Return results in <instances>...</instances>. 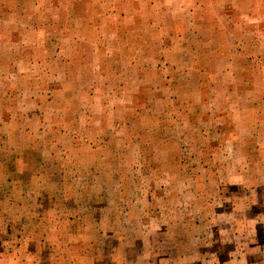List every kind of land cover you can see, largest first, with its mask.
<instances>
[{"label": "rangeland", "instance_id": "rangeland-1", "mask_svg": "<svg viewBox=\"0 0 264 264\" xmlns=\"http://www.w3.org/2000/svg\"><path fill=\"white\" fill-rule=\"evenodd\" d=\"M263 90L264 0H0V148L30 134L39 147L51 141L67 178L110 179L102 192L118 197L138 239L157 229V214L167 224L179 212L216 213L232 233L221 214L244 212L237 202L256 201L258 184L264 213ZM92 165L80 178L65 171ZM258 228L264 258V219ZM231 235L208 234L216 260L235 255ZM15 242L0 264L27 255Z\"/></svg>", "mask_w": 264, "mask_h": 264}, {"label": "crops", "instance_id": "crops-1", "mask_svg": "<svg viewBox=\"0 0 264 264\" xmlns=\"http://www.w3.org/2000/svg\"><path fill=\"white\" fill-rule=\"evenodd\" d=\"M29 135L21 147L15 142L19 140V134H13L15 144L0 148V251L7 241H16L13 249L27 254L21 256V253L14 264H70L63 248L70 243L76 252L72 264H134L130 263L127 246L134 250V256L140 255L135 264H160L161 261L163 264H264L258 228L264 219L258 203L261 195L257 189L261 184L254 188L258 195L256 201L247 205L246 197H243L237 202V205L242 203L246 206L244 212H231L228 218L227 214H221L226 215L222 219L235 221L232 233L228 230L232 223H215L213 217L216 213L199 212L196 218H190L179 212L173 218L169 216L167 224L163 221L169 214H157L154 235L150 228L141 231L142 236L138 239L136 235H129L130 229L125 222H132V219L126 217L118 197L102 192L113 187L110 179H88V183L85 182L83 174L95 173V165L87 169L79 166L75 170L66 168L65 171L77 173V178H80V173L84 177L77 182L73 179L74 174L67 178L63 166L53 161L55 150L51 141L42 148L38 141L29 139ZM242 136L246 138L244 134ZM61 137L66 139L68 134L62 133ZM238 139L240 137L232 140L235 143ZM56 149L66 151L61 146ZM69 205L73 207L72 214L68 213ZM60 208H64V213L58 211ZM237 222H240V227L235 226ZM73 224L78 225V229L72 228ZM202 224L209 229H199L198 225ZM155 233L159 236L156 244L153 239ZM208 234L216 236V239L218 234L221 237L232 234L239 238L230 250L235 255H229L226 249L227 255L216 260L223 254L213 248L216 240L209 238ZM181 241L190 242L189 250L181 245ZM85 243L97 251H105L107 261L98 258V254H86L88 251L80 250V245ZM153 245L156 246L154 251ZM241 252L243 254L239 256ZM25 257H29L27 263L21 260Z\"/></svg>", "mask_w": 264, "mask_h": 264}]
</instances>
